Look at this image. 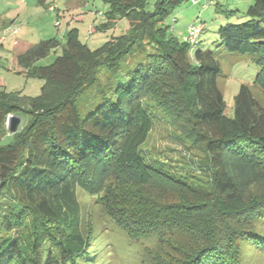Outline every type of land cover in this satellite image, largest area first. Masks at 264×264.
Wrapping results in <instances>:
<instances>
[{
	"label": "trees",
	"instance_id": "obj_1",
	"mask_svg": "<svg viewBox=\"0 0 264 264\" xmlns=\"http://www.w3.org/2000/svg\"><path fill=\"white\" fill-rule=\"evenodd\" d=\"M104 1L111 8L102 27L126 16L128 30L92 50L72 28L64 43L44 39L14 56L11 70L44 81L37 96L0 84V264L110 259H102L106 245L96 242L93 220L84 223L78 188L105 205L130 239L157 236L154 250L144 247L142 264H247L244 243L264 251V195L246 196L264 184V106L252 90L264 94V0L242 10L247 20L218 32L229 53H251L260 68L252 86H240L232 117L225 115L216 51L200 47L201 35L193 44L179 39L165 23L186 0ZM57 47L52 63L37 64ZM102 68L117 85L81 118L78 96ZM153 110L198 154L188 166H199L202 176L144 153ZM15 113L27 123L3 142ZM145 185L171 188L178 200L130 190Z\"/></svg>",
	"mask_w": 264,
	"mask_h": 264
},
{
	"label": "rangeland",
	"instance_id": "obj_2",
	"mask_svg": "<svg viewBox=\"0 0 264 264\" xmlns=\"http://www.w3.org/2000/svg\"><path fill=\"white\" fill-rule=\"evenodd\" d=\"M153 2L154 0H150V6ZM252 2L253 0H215L212 5L202 8L200 5L193 4L191 0H186L165 20L166 24L173 26L172 32L181 40L186 35V26L189 23L197 18L205 22L200 47L216 51L222 68L218 84L224 94L227 117L233 116L235 96L240 86L242 84L252 86L260 68L251 53H229L220 43L218 32L221 26L247 20L242 10ZM50 5L55 6L56 10L49 9ZM7 6L9 7L7 8L8 14L0 11L2 15L0 16V38H3V45L2 41L0 42V84L3 83L9 92L20 91L25 96L39 95L44 81L11 70L10 65L14 56L24 52L41 39L56 37L64 43L65 34L72 28H77L80 39L94 50L102 46L113 35L122 34L130 26L129 18L123 16L119 17L114 25L102 27L107 22L106 13L111 8L110 4L104 0H45V3L42 0H3L1 8L6 9ZM23 7L26 8L23 9ZM236 7L239 8V12L229 15L228 12L235 10ZM19 11L21 13L19 18L15 22L12 21L13 18L10 17H15ZM175 17L178 18L177 22H173ZM12 29H17L18 33L13 35ZM60 54L61 47H57L37 64L48 65ZM117 81L118 78L109 74L105 68L99 71L97 81L84 88L78 96L77 105L81 118L88 116L105 96L113 94ZM252 90L264 106L263 92L253 86ZM18 115L22 118L18 129L20 131L26 125L27 117L23 114ZM152 119L153 128L142 146L144 153L149 157L171 163L175 169L182 170L184 173L189 168H193L189 172L202 176L204 171H201L199 166H188L189 163L197 160L198 154L187 150L177 140L160 112L153 110ZM6 128L7 133L2 136L3 142L9 141L15 134L9 131L8 122ZM130 190L137 195L163 203L177 201L179 197L177 191L157 185L134 187ZM77 195L85 217L84 223L88 227L93 220L96 242L106 245L102 259L104 256L106 258L109 256L110 259H105L102 264H142L144 247L155 249L154 247L158 244L156 235H145L137 240L130 239L124 228L109 217L107 207L97 202L95 196L82 188H78ZM262 195H264V184L246 191L248 198ZM259 229L264 234V222L259 224ZM121 240L124 243L121 244ZM116 244H121L123 248H119ZM243 247L247 264H264V251L258 246L246 242Z\"/></svg>",
	"mask_w": 264,
	"mask_h": 264
},
{
	"label": "built area",
	"instance_id": "obj_3",
	"mask_svg": "<svg viewBox=\"0 0 264 264\" xmlns=\"http://www.w3.org/2000/svg\"><path fill=\"white\" fill-rule=\"evenodd\" d=\"M195 5L200 4L203 8L210 6L214 0H191ZM55 6H52L51 9H54ZM13 33L17 32V29H12ZM204 30V24L200 19H195L193 22L189 23L186 27V35L184 40L193 44L196 43L200 35Z\"/></svg>",
	"mask_w": 264,
	"mask_h": 264
},
{
	"label": "water",
	"instance_id": "obj_4",
	"mask_svg": "<svg viewBox=\"0 0 264 264\" xmlns=\"http://www.w3.org/2000/svg\"><path fill=\"white\" fill-rule=\"evenodd\" d=\"M22 118L18 114H11L8 118V129L11 133H16L21 124Z\"/></svg>",
	"mask_w": 264,
	"mask_h": 264
},
{
	"label": "crops",
	"instance_id": "obj_5",
	"mask_svg": "<svg viewBox=\"0 0 264 264\" xmlns=\"http://www.w3.org/2000/svg\"><path fill=\"white\" fill-rule=\"evenodd\" d=\"M42 2L45 3V0H42ZM2 4H3V0H0V8L2 7ZM238 4H239V3H237V5H238ZM52 6H53V5H50V6H49V9H51ZM7 8L9 9L8 6L6 7V9L1 8L0 11H2V13H4V12L7 13V12L9 11V10L7 11ZM25 8H26V7H23V9H25ZM51 10H56V7H55L54 9H51ZM8 13H9V12H8ZM8 13H7V14H8ZM20 15H21V13H20V11H19L15 17H10V18H13L12 21L15 22V20H17V19L19 18ZM0 16H2V15H0ZM11 33H12L13 35H16V34L18 33V31H17L16 33H13V30H12ZM41 40H43V39H41ZM41 40H40V41H41ZM1 41H2V42H1ZM0 42H1V44L3 45V38H0ZM37 43H38V42H37ZM35 44H36V43H35ZM33 45H34V44H33ZM33 45H31V46H33ZM31 46H29L27 49H29ZM27 49H26V50H27ZM26 50H25V51H26ZM25 51H24V52H25ZM24 52H22V53H24ZM22 53H20V54H22ZM18 55H19V54H18ZM16 65H17V64H16ZM17 68H18V66H17Z\"/></svg>",
	"mask_w": 264,
	"mask_h": 264
}]
</instances>
